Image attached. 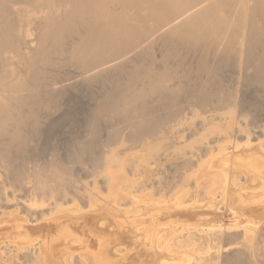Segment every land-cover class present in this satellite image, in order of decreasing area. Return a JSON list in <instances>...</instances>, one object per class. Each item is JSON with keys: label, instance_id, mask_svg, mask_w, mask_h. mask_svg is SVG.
Masks as SVG:
<instances>
[{"label": "bare ground", "instance_id": "6f19581e", "mask_svg": "<svg viewBox=\"0 0 264 264\" xmlns=\"http://www.w3.org/2000/svg\"><path fill=\"white\" fill-rule=\"evenodd\" d=\"M0 264H264V0H0Z\"/></svg>", "mask_w": 264, "mask_h": 264}]
</instances>
